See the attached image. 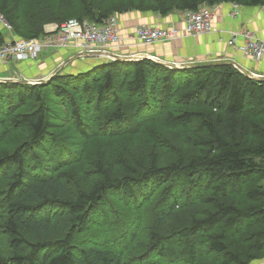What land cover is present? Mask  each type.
I'll use <instances>...</instances> for the list:
<instances>
[{"label": "trees", "instance_id": "16d2710c", "mask_svg": "<svg viewBox=\"0 0 264 264\" xmlns=\"http://www.w3.org/2000/svg\"><path fill=\"white\" fill-rule=\"evenodd\" d=\"M220 4L262 8L264 0H0V12L16 38L29 40L70 19L166 18ZM7 39L0 29V45ZM216 63L112 61L39 84L1 83L0 264H162L150 252L179 264L263 260L264 81ZM79 105L99 116L96 132ZM131 107L165 114L140 128L147 140L128 139L123 150L113 133L137 127ZM64 119L72 121L65 132ZM95 137L103 151L91 162ZM30 159L42 161L41 170L30 172ZM143 193L157 197L159 211L147 246L118 248L113 235L124 223L109 200ZM130 240L140 239L135 232Z\"/></svg>", "mask_w": 264, "mask_h": 264}, {"label": "crops", "instance_id": "0c3cea01", "mask_svg": "<svg viewBox=\"0 0 264 264\" xmlns=\"http://www.w3.org/2000/svg\"><path fill=\"white\" fill-rule=\"evenodd\" d=\"M214 7V28L212 32L194 37L182 36L175 41H163L150 46L140 45L134 39V32L137 26L151 25L160 28H183L185 23L184 14L176 12L166 18L157 14H143L138 12L121 15L119 16V25L122 45L120 47L121 49L117 51L122 55L128 56L142 54L150 56L158 55L163 61L167 60L166 62L178 63L179 60L168 57L175 53L181 61L195 59L198 61L197 63H234L238 66L236 68L244 74H257L264 77V61H256L240 51V48L245 45V39L239 38L236 44L231 43L232 32H244L247 30L255 33L259 38L264 39V7L244 8L238 5L237 16L231 15L235 10L234 4H220ZM54 27V24L47 25L45 32L47 33ZM76 54L78 53L74 49H65V51L55 49L45 55L47 58L44 61L40 57L36 62L28 61L8 64L0 61V78H6L9 73L12 74L15 72L18 75L16 78L19 79H22L24 77L23 75H30L28 77L30 80L36 78L49 79L59 69L64 60ZM100 57H85L76 59L75 61L84 66L87 63L85 64V62L79 61H96L104 58L102 55ZM70 64L65 68L71 69L69 67ZM259 264H264V261H261Z\"/></svg>", "mask_w": 264, "mask_h": 264}, {"label": "built area", "instance_id": "2783aa9c", "mask_svg": "<svg viewBox=\"0 0 264 264\" xmlns=\"http://www.w3.org/2000/svg\"><path fill=\"white\" fill-rule=\"evenodd\" d=\"M232 16H237L238 5ZM215 7L201 6L196 11H186L184 14V27L160 28L151 25H139L134 32V39L140 45L150 46L158 42L174 41L182 35L200 36L213 31V18ZM46 35L38 39L17 40L13 33V27L0 12V29L6 31L7 41L0 45V60L13 64L18 62H36L44 51L55 49H74L78 54L100 53L106 59H112L114 49L121 47L119 16H113L103 23H94L89 20L70 19L62 25L54 24ZM239 38L245 39V45L240 51L256 61H264V39L247 30L244 32H232V44H236ZM156 60H162L160 57ZM116 60V59H115ZM196 60L177 63L180 67H189L198 64ZM252 75V76H251ZM251 77L262 79L261 75L251 74ZM5 79L0 78V83ZM19 79V78H15ZM30 84H39L46 81L45 78L28 79Z\"/></svg>", "mask_w": 264, "mask_h": 264}, {"label": "rangeland", "instance_id": "374dc122", "mask_svg": "<svg viewBox=\"0 0 264 264\" xmlns=\"http://www.w3.org/2000/svg\"><path fill=\"white\" fill-rule=\"evenodd\" d=\"M26 12L27 13L30 12L29 7H27L25 9L24 14H26ZM114 16H117V15H114ZM2 31L6 34V31H4V30H2ZM182 36H185V35H182ZM16 39L19 40L18 38H16ZM54 50H55V48H51L49 51H54ZM62 50L65 51V49H62ZM49 51H44L41 53V56H40L41 60H43V61L46 60L47 56H45V55H47L49 53ZM100 55H102V54H100ZM153 57L157 58L158 56L153 55ZM168 57L171 59L179 60L178 63H183V62L187 61V60L181 61L178 58V55H176L175 53L172 55H169ZM99 58H101V57H99ZM67 60L68 59L64 60V62L62 64H64ZM192 60H195V59H192ZM73 61H75V60H73ZM112 61H117V60L106 59L104 57L102 60L98 59L96 61H94V60L79 61V62H85V64L87 63V65H84L85 67L82 64L77 63V61H75L72 64H70L71 62L69 63L70 64L69 67L71 69L65 68L68 65L67 64L66 66H64L62 71H64L65 74H71V75L78 76V75H82L83 73H85L89 70H92L96 66L100 67L101 65L109 64ZM166 61H164V62H166ZM92 63H93V65H92ZM171 63H173V62H171ZM62 64L60 65V67L62 66ZM58 70L55 72V74L58 73ZM69 70L72 72H70ZM52 75H54V74H52ZM23 76H24V77H22L23 80L29 81L28 77L30 75L29 76L23 75ZM16 77H18V75L14 72L12 74L9 73L6 78L15 79ZM47 80L48 79H46V81ZM63 100H64L65 104H67V105L69 104L68 98H64ZM130 106H133V105L130 104ZM79 107L86 114L84 117L87 119V124H86L87 129L91 132H96L97 131L96 130L97 129V122H98L97 120H98L99 116L96 115L92 109H91L92 113H90V112L88 113V112H86V110L84 109V107L82 105H79ZM60 110L65 111L66 107H62V108H60ZM2 111L5 112L6 110H2ZM127 113L129 115L133 116V120H134L137 127H135V129L133 131H130V132H128L127 130H124L126 132L125 134L113 133V136L118 138L119 147L123 148V150H126L125 146H126L128 139H136L138 142H142V140H147L144 134L140 135L143 132V130L140 128L142 126H148L147 120L152 119L153 116L160 118L161 114H165V111L159 107H153V108L146 107L143 112L138 113V111H136L135 107L134 108L131 107L127 111ZM84 117H83V119L85 120ZM64 121H67V123H66L67 125H63L61 127V128H63V129H61V131L65 132L66 129L69 130L68 122L71 123L72 121L70 119H64ZM124 127H131L132 128V126H130L129 124H126V126H124ZM0 131H2V130L0 129ZM64 135H68V133H64ZM133 135H135V136H133ZM8 140H13L12 143H14L15 137L11 136V137H9ZM102 142H103V140L100 142L97 139V137L91 139L90 144H91L92 150L88 153L87 160L92 162L94 160L96 161L99 159L98 154L103 151ZM1 145H2V141H0V146ZM73 148H76V146ZM127 152L129 153V151H125L123 153H120V155H123V158H126V160L128 159V155H130V153L128 154ZM61 158L62 157L60 156V159ZM55 159L57 160V158H55ZM42 165H43L42 161L31 162V159L28 160V163H27V166L31 170L30 172H32V170L35 171L36 169H37V171L41 170ZM4 175H5L4 173H1L0 177H2ZM150 193H151V191H148V195ZM138 196H141V197L134 200V202H129V201H127L125 199H121L119 197H115V198H112L111 200H109V203L111 202L113 204V206H111V207H113L117 212V215H118L117 218H119L121 220V222L124 223L123 226L117 225L115 227L116 234L113 235L114 236L113 237L114 238V244L118 248L123 247L125 243H127V245H130V246H133V245L141 246V247L144 246V248H146V246H147L146 244L148 243V239H149L148 238V232L152 228V225H153L154 219H155V215H157L159 212L157 210V205H156L157 197L154 196L151 198V200H147L148 198H145V196H147L146 193L139 194ZM2 217H3V213H1V211H0V223L2 222ZM135 232H136L137 239H140V240L133 242L132 240H130V236H131V234L133 235ZM100 234H102V233L100 232L99 235ZM1 246L3 249H5V244L3 242V239L1 241ZM133 254H134V252H133ZM152 257L154 260H156L162 264H179V263H175L176 257L160 259L157 255L150 252L149 258L151 259ZM261 261H264V259L255 261L253 264H259Z\"/></svg>", "mask_w": 264, "mask_h": 264}, {"label": "water", "instance_id": "95a60500", "mask_svg": "<svg viewBox=\"0 0 264 264\" xmlns=\"http://www.w3.org/2000/svg\"><path fill=\"white\" fill-rule=\"evenodd\" d=\"M100 53H87L85 55H81V54H76L74 56H72L71 58H69L64 64H62V66L59 68L58 70V73H60L64 66H66L67 64H69L70 62H72L73 60H76V59H79V58H85V57H100ZM114 59H116L117 61H128V58H125V57H118V56H113ZM137 60H141L140 58H137ZM161 64H164L166 66H169V67H172L174 69H181L183 67H180L177 63H171V62H164L162 61ZM223 64H231L235 67H238L237 65H235L234 63H228V62H218L216 63L215 65H223ZM248 75V74H246ZM249 77H251L250 75H248ZM255 80H258V81H264V78L262 79H259V78H254V77H251ZM4 81H6V83H18V84H22V85H27V84H30L29 81L27 80H23V79H5Z\"/></svg>", "mask_w": 264, "mask_h": 264}, {"label": "bare ground", "instance_id": "6f19581e", "mask_svg": "<svg viewBox=\"0 0 264 264\" xmlns=\"http://www.w3.org/2000/svg\"><path fill=\"white\" fill-rule=\"evenodd\" d=\"M113 17V16H111ZM109 19V18H108ZM118 49H121L120 47L117 48V49H114V53H113V56H118V57H125V58H128V62H139V60H137V58H140L142 60H145V59H148V60H152V61H155V62H158V63H161L163 60H156L155 57L153 56H150V55H122L120 52H118L117 50Z\"/></svg>", "mask_w": 264, "mask_h": 264}]
</instances>
